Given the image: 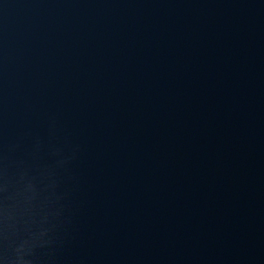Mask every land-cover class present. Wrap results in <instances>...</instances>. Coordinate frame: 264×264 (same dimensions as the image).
I'll list each match as a JSON object with an SVG mask.
<instances>
[{
    "label": "water",
    "instance_id": "water-1",
    "mask_svg": "<svg viewBox=\"0 0 264 264\" xmlns=\"http://www.w3.org/2000/svg\"><path fill=\"white\" fill-rule=\"evenodd\" d=\"M0 264H264V0H0Z\"/></svg>",
    "mask_w": 264,
    "mask_h": 264
}]
</instances>
